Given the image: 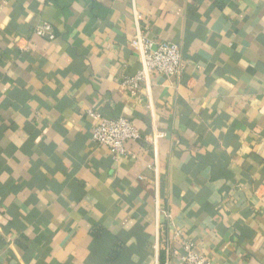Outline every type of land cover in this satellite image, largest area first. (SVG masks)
Returning a JSON list of instances; mask_svg holds the SVG:
<instances>
[{
	"label": "crops",
	"instance_id": "0c3cea01",
	"mask_svg": "<svg viewBox=\"0 0 264 264\" xmlns=\"http://www.w3.org/2000/svg\"><path fill=\"white\" fill-rule=\"evenodd\" d=\"M137 25L185 71L133 96ZM90 110L138 128L128 156ZM183 241L264 264V0H0V264H180Z\"/></svg>",
	"mask_w": 264,
	"mask_h": 264
},
{
	"label": "built area",
	"instance_id": "2783aa9c",
	"mask_svg": "<svg viewBox=\"0 0 264 264\" xmlns=\"http://www.w3.org/2000/svg\"><path fill=\"white\" fill-rule=\"evenodd\" d=\"M35 34L48 40L55 39L52 26L46 22L36 26ZM130 46L141 63V70L137 75L123 82V86L129 88L133 96L138 95L140 85L146 83L154 74L171 81L174 78H180L185 71L181 47L166 40L158 41L150 38L143 32L140 25H137L136 34ZM88 114L93 119L92 141L99 147H105L115 160L129 155L126 148L128 142L142 139L138 128L126 118H107L95 110L88 111ZM165 137V132L153 131V140L157 141ZM157 168L156 164L149 166V169L154 172L155 179H158ZM181 246L180 264H213L196 251L194 243L183 241Z\"/></svg>",
	"mask_w": 264,
	"mask_h": 264
}]
</instances>
